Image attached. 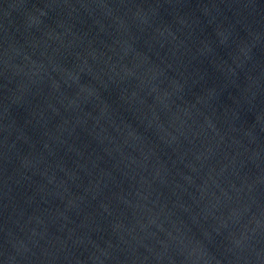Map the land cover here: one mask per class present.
<instances>
[{
  "label": "water",
  "instance_id": "95a60500",
  "mask_svg": "<svg viewBox=\"0 0 264 264\" xmlns=\"http://www.w3.org/2000/svg\"><path fill=\"white\" fill-rule=\"evenodd\" d=\"M0 264H264V0H0Z\"/></svg>",
  "mask_w": 264,
  "mask_h": 264
}]
</instances>
